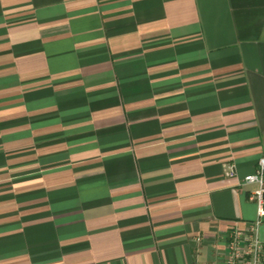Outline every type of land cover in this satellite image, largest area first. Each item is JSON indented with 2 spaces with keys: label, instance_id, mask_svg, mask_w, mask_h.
Returning <instances> with one entry per match:
<instances>
[{
  "label": "crops",
  "instance_id": "obj_1",
  "mask_svg": "<svg viewBox=\"0 0 264 264\" xmlns=\"http://www.w3.org/2000/svg\"><path fill=\"white\" fill-rule=\"evenodd\" d=\"M263 153L264 0H0V264H222Z\"/></svg>",
  "mask_w": 264,
  "mask_h": 264
},
{
  "label": "built area",
  "instance_id": "obj_2",
  "mask_svg": "<svg viewBox=\"0 0 264 264\" xmlns=\"http://www.w3.org/2000/svg\"><path fill=\"white\" fill-rule=\"evenodd\" d=\"M225 176L237 175L235 163L227 161L224 164ZM243 185L255 184L249 198L257 204V216L248 224L245 230L235 228L229 234L227 254L222 264H264V244L261 242L258 229L264 221V153L259 159L254 173L247 174Z\"/></svg>",
  "mask_w": 264,
  "mask_h": 264
}]
</instances>
